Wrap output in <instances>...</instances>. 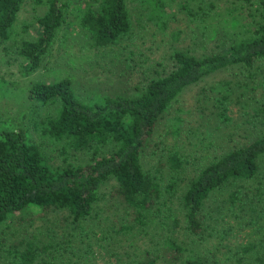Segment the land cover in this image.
Segmentation results:
<instances>
[{
    "label": "trees",
    "instance_id": "1",
    "mask_svg": "<svg viewBox=\"0 0 264 264\" xmlns=\"http://www.w3.org/2000/svg\"><path fill=\"white\" fill-rule=\"evenodd\" d=\"M32 1L35 10L42 9L36 15L34 36L29 34L32 23L19 19L27 0H0V43L16 46L23 76L42 66L65 29V37L82 33L93 50L119 47L115 61L121 77L118 74L117 85H104L103 95L89 100L79 96L71 78L33 81L24 93L0 79V227L17 218L33 225L36 218L54 216L83 229L94 218L96 206L105 202L108 215L122 213L119 225L108 217L99 238L115 240L129 255L135 252L131 264H163L152 257L158 246L145 254L140 248L146 236L157 241L149 227L158 220L171 232L185 221L186 229L203 242L216 231L222 241L217 250L226 247V236L240 241L245 237L238 259L245 261L258 247L247 243V236H264V0H139L151 7L146 17L142 13L136 17L143 16L145 31L151 26L155 31L141 36L134 34L129 0ZM170 1L188 18L187 28L176 30L179 39L184 34L194 44L178 46L172 66L132 82L135 63L148 60V39L165 36L177 21ZM228 69L234 71V80L201 87L194 93V103L214 127L243 129L245 143L197 157L167 147L164 138L154 141L159 121L177 108L186 89ZM18 93H23L21 99ZM14 102L23 105L20 116L30 112L37 141L26 125L4 114ZM46 106H55L54 114L43 113ZM237 113L242 115L239 122ZM175 118L177 126L169 133L178 135L184 129ZM150 148L160 163H148ZM190 158L199 164L190 167ZM93 228L91 236L82 234L93 238L88 248L100 244ZM32 232L35 236L14 232V246L2 239L0 258L7 249L13 263L64 264L46 257L38 260L41 251L52 252V245L39 244L43 231ZM168 239L161 242L162 246L167 242L166 261L179 262L184 249ZM212 250L189 256L181 264L216 263L218 253ZM257 259L264 264V257Z\"/></svg>",
    "mask_w": 264,
    "mask_h": 264
},
{
    "label": "rangeland",
    "instance_id": "2",
    "mask_svg": "<svg viewBox=\"0 0 264 264\" xmlns=\"http://www.w3.org/2000/svg\"><path fill=\"white\" fill-rule=\"evenodd\" d=\"M128 3L134 19V34L141 36L148 35L150 32L154 33L153 26L145 31V24H142V21H145L143 16L136 17L140 13L144 16L147 15L148 9L151 7L150 4L143 3L139 0H129ZM170 3L171 7L169 9L172 13L177 14V21L172 23L173 25L169 30L170 32H167L165 36L159 34L154 36L155 40H152L151 37L148 39L145 48L148 60H146L147 62L143 63V65L135 63L136 69L132 70V82H137L139 79L146 78L147 74L154 69H161L162 66L165 65H168V67L170 65L172 66L171 57L175 49L179 48L178 46H193L194 44L193 41L184 34L179 39V34L176 30L186 29L188 18L174 3L171 1ZM38 9H34L32 0H27L19 13V19L22 23L24 21L32 23L29 29V34L31 36L37 34L38 24L36 23V15L41 13L38 11H42V9ZM138 21H140V23ZM64 30L65 29H62L58 34L57 40L51 52L45 57L42 66L29 76H23L20 71L22 59L18 56V49L16 46L13 43H10L11 45L8 44V46H6L7 44L4 45L0 43V79H7L13 82V86H15L13 89L20 88L24 93V91L27 92L26 88H28L29 84L33 81L57 82L64 78H71L73 81L75 79L77 88L75 84L74 86L79 96L81 97L82 95L87 97L88 100L103 95L102 92L105 90L104 85H117L118 81H120H117L120 69L118 66L119 63L115 61V59H117L115 56L120 53V48L113 47L93 50L87 46L82 33H71L65 37ZM172 31L175 32L172 33ZM11 47L13 48L9 49ZM122 55H125V53L122 52ZM149 55L151 58L150 61ZM133 62H135V59H131V63ZM137 65H139V67ZM121 66H123V64H121ZM233 72L234 71L228 69L214 73L198 86L186 89L181 95L179 103L176 104L177 108L173 109L171 113L164 115L161 121H159L156 127L154 141L164 138L167 147L180 150L184 155L193 153L197 157H200L201 154L208 151L211 153H222L232 146L245 143L247 139H245V131L243 129L237 130L234 126L229 127L225 125H222L220 128L214 127V123L209 121L210 117L207 118V116L198 109V105L194 103L195 91L201 92V87L209 86L221 80H231L232 78L234 80ZM119 76L121 77V74H119ZM81 89H86V91L81 92ZM3 91H5V89H3ZM23 93H18L16 96L21 99ZM21 107H19L18 103L14 102L4 110V114L14 118V121L26 125L33 134V139L37 141L38 132L35 133L31 125V114L27 112L26 116H20V114L22 115L23 113ZM55 110V106H46L42 108L43 113L54 114ZM176 116L180 119L178 126L180 125L179 127L184 130L178 135H173L169 133V131L174 130L173 128L177 126ZM234 117L236 122H239L241 121L240 118L242 115L241 113H237ZM242 121L243 126H245L244 120ZM203 141L207 145H203ZM153 147L154 145L151 146V148ZM151 148L147 151L148 163H160L157 156L153 157L151 155ZM164 154H166V152ZM189 163H191L189 164L190 167H195L199 164L191 160V158ZM106 205L105 202H101L99 206H96L94 218L87 221V226L83 229H81V225H75L73 222L68 223L63 218L61 220V218H54V216L36 218L33 225L30 222L20 223V219L17 218L10 221L7 226L0 227V241L7 238L8 244L14 246V232L20 231L21 233L25 232L24 234L26 235L30 236V234H34L35 236V233L32 231H43L44 242H39V244L46 245L47 247L52 245V252L48 251L45 253L41 251L40 255H38V260L40 261L43 260V257H46L56 262L62 261L64 264H131L136 255L135 252L129 255L117 245L115 240L105 239L102 241L99 238L105 234L106 227L110 220L108 218L109 216H111V219L116 222L117 225L120 223V216L118 215L122 213V210L113 211L108 215ZM28 214L29 213H23L27 219L30 218ZM90 226L91 228L94 227L93 230L96 232L94 238L100 240V244L93 243L92 248H88L87 242L88 240L93 241V238L82 236V234H86L87 232L89 236H91L93 232ZM149 228L150 233L154 235L155 239L160 243L154 246L157 241L152 243L151 238L146 236L140 248L144 250L145 254L148 250L153 251L158 246L153 251L152 257L163 264H171L166 261L167 242L165 246L161 245L162 240L166 238L174 239L173 241L178 242L184 249L182 259L172 264H181L182 260L196 254L206 255L207 249L210 248L213 249V252L217 251L218 253L217 262L215 263L212 260L213 264H259L257 257H264V241L261 240L264 236L262 233L258 236L257 233L247 236V243H257L258 247L248 255L245 261L241 262L238 259L242 257L241 246L243 243L241 242L246 239L245 237H242L243 240L240 241L226 236V238H224L226 247L223 250H217L216 247H220L222 241L219 237L221 234L218 235L216 231L212 236H205L207 242H203L204 240L201 241L202 239H199L186 229L185 221L181 222V227H179V229L177 228L178 230L176 229V231L172 232L169 230L170 228L168 225L162 226L161 220H158L154 223V226H150ZM82 237H84V239ZM101 244H103V246ZM141 251L142 250L138 251L140 255ZM54 256H59L60 258ZM11 260L12 257L9 256L8 250H4L0 258V264H17L13 263Z\"/></svg>",
    "mask_w": 264,
    "mask_h": 264
}]
</instances>
